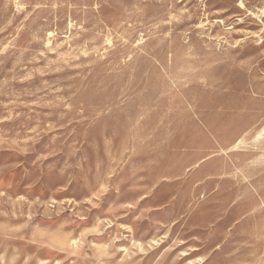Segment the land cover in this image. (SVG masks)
Returning <instances> with one entry per match:
<instances>
[{
	"label": "rangeland",
	"instance_id": "1",
	"mask_svg": "<svg viewBox=\"0 0 264 264\" xmlns=\"http://www.w3.org/2000/svg\"><path fill=\"white\" fill-rule=\"evenodd\" d=\"M263 8L0 0V264H264Z\"/></svg>",
	"mask_w": 264,
	"mask_h": 264
},
{
	"label": "bare ground",
	"instance_id": "2",
	"mask_svg": "<svg viewBox=\"0 0 264 264\" xmlns=\"http://www.w3.org/2000/svg\"><path fill=\"white\" fill-rule=\"evenodd\" d=\"M241 4V3H240ZM242 5V4H241ZM243 6V5H242ZM262 12L264 13V8L262 9ZM263 130V129H262ZM261 134V131L258 133V135ZM262 135V134H261ZM237 146V145H236Z\"/></svg>",
	"mask_w": 264,
	"mask_h": 264
}]
</instances>
